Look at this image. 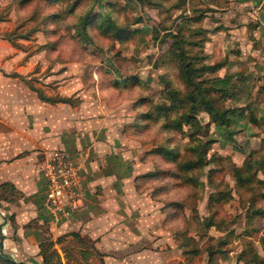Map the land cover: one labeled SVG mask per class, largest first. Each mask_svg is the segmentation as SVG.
<instances>
[{"label": "rangeland", "instance_id": "obj_1", "mask_svg": "<svg viewBox=\"0 0 264 264\" xmlns=\"http://www.w3.org/2000/svg\"><path fill=\"white\" fill-rule=\"evenodd\" d=\"M85 14L89 24L84 31L80 22ZM108 14L118 26L134 32L122 40L100 32L96 26ZM175 43L193 65H222L215 72L200 71L197 81L201 87L213 82L217 90L209 98L220 111L234 113L228 115V124L218 126L202 111L195 129H163L164 121L156 117L137 121L150 104L163 101L167 86L183 96L188 91L174 59ZM126 77L134 83L115 84ZM29 85L48 97L69 98L72 104L42 101ZM177 114L169 113L166 121ZM42 135L51 144L43 154L63 149L81 154L85 164L97 153L95 143L106 141L114 147L116 156L112 152L106 157L107 170L125 171L128 164L130 175H136L135 192L141 196L129 198L134 216L127 220L139 218L135 206L154 202L161 207L154 211L162 218L150 221L152 227L142 221L150 227L142 232L143 238L127 240L105 256L133 264L144 259L140 255L144 252L145 258L153 253L158 257L150 264H205L206 249L220 237L229 251L218 264H243L237 255L247 242L262 258L264 199L255 195L264 193V175L258 171L264 168V0H0V142ZM161 146L174 150L177 159L151 153ZM219 156L222 159H216ZM123 157L121 164L117 159ZM186 160L198 161L197 166L181 170L179 164ZM208 160L212 162L203 165ZM234 165L262 181L238 186ZM156 169L157 176L142 178ZM94 189L96 196L101 194L100 185ZM217 191H231V199L209 207V194ZM43 193L42 179L39 193L28 200L35 204L38 218L49 224L38 231L35 219L25 226V234L36 231L38 239L55 241L72 232L71 226L51 223ZM12 195L1 199L9 203L21 199L20 194ZM254 209L263 211L253 214ZM210 215L216 226L208 225ZM142 222L138 219L128 228L140 233L136 226ZM176 235L189 250L188 259L177 246ZM81 248L65 236L57 246L62 264H105L92 250L94 256L82 257ZM21 252L18 249L16 255ZM251 257L249 252L247 259ZM31 259L23 262L35 264Z\"/></svg>", "mask_w": 264, "mask_h": 264}, {"label": "crops", "instance_id": "obj_2", "mask_svg": "<svg viewBox=\"0 0 264 264\" xmlns=\"http://www.w3.org/2000/svg\"><path fill=\"white\" fill-rule=\"evenodd\" d=\"M50 146L48 138L44 137V135L41 138L26 136V138L18 141L5 140L0 142V184L9 183L13 185L17 193L21 195V199L19 198L14 203L4 201L0 197L2 252L6 253L10 250L11 253H8L9 251L7 253L11 257H14L13 255H15V258L16 256L19 257L18 262L32 258L31 261L35 262V264H41L42 257L38 247L39 241H54L52 238L38 239L36 231L25 234V226L35 219H38V231L41 230L43 224H49L48 221L44 223L38 218L35 204L29 201L28 198L39 193L41 189V180L43 178L40 167L44 156L42 151L50 148ZM93 146L97 153L89 157V162L85 164V174H87L85 176L89 178L86 181V191H89V196L85 199L81 211L68 224H70L72 232H77L82 237L92 241L94 246V249H92L93 254L102 255L105 264H120L119 258L114 256V258H109V256L105 255L111 251L114 252L115 249L125 244L127 240L143 238L141 237V235L143 236L142 232L147 233L148 229L152 227L150 221L154 220V218H162L158 211H154L157 208H160L161 211V207L155 206L154 202L151 204L144 203L141 207L135 206L136 210L139 209L135 215L140 214L138 219L141 222L146 220L150 227L144 222H142L144 225L138 224L136 227L141 230L140 233L132 230L131 226L128 228L131 223H138L137 218L134 220L130 219L131 222L127 220L128 217L134 216L132 208L128 205V202H130L129 198L136 200L141 197L137 196L135 192L134 179L136 175L135 173L130 175L128 164L124 165L125 171H119L123 167L118 168L116 171L112 168L107 170L106 157L112 152L116 156V152L113 151L114 147L108 145L106 141L95 143ZM117 160L124 164L123 161L126 158L123 157ZM96 185H100L102 189L101 194L97 196L95 193L98 190L95 191L94 189ZM22 198L24 199L22 200ZM150 208L152 210H149ZM10 216L12 217L10 218ZM122 220L125 222H122ZM49 228L53 229L50 226ZM58 245L60 244L54 245L57 251ZM18 249L23 250V253L21 252L20 254L25 258H22L20 254L16 255ZM93 254L91 253V256H94ZM140 255L144 258L142 261L141 257L138 262H135L130 257H128V260L135 262L133 264H150L152 258L154 261L158 258L153 256L154 253L150 254L148 258H145L144 252L140 253ZM129 256L132 255L130 254ZM61 258L63 259V256ZM110 259L115 261H108ZM90 260L91 258H89ZM121 262L124 264L126 261L121 260Z\"/></svg>", "mask_w": 264, "mask_h": 264}, {"label": "trees", "instance_id": "obj_3", "mask_svg": "<svg viewBox=\"0 0 264 264\" xmlns=\"http://www.w3.org/2000/svg\"><path fill=\"white\" fill-rule=\"evenodd\" d=\"M78 2V0H76ZM92 20V18H91ZM89 24V16L85 14V16L82 18L80 22V27L85 31V27ZM97 29L102 33H110L113 36L116 37V39H125L130 36L131 33L134 31H131L127 28L118 26L114 20L110 17L108 14L107 16H102L97 24ZM83 31V32H84ZM85 33V32H84ZM7 39H10V34L7 35ZM10 41V40H9ZM12 41V40H11ZM176 56L175 61L178 64L180 75L182 79L184 80V84L186 85L188 91L183 96L180 94V92L173 88L167 86L166 89L163 91V101L160 103H157L155 105L150 104V107L147 111L141 112L137 115V121H143V122H150L152 118L162 120L164 123L162 124V128H171L176 130H181L182 126H188L189 128H199V121L197 119V114L199 111L206 112L211 120L215 122L218 126L226 125L230 122V119L228 115H233L234 113L230 111H220L214 104V101L209 98V93L214 92L217 89L214 87L213 82H211V85L208 87H201V82L197 81L200 78L199 72L205 71V72H215L218 70L222 65L220 63H217L219 65H208L205 66L199 65L200 67L193 65L190 63V61H187V57L184 55L185 52L181 50L180 46L175 43L174 52ZM186 61V62H184ZM182 73V74H181ZM197 73V77H196ZM131 80L135 81V79L132 78H124L122 81H116L115 84H122L123 86H129L132 83L127 84V82ZM30 89L35 91L38 98L42 101H45L50 104L54 103H67L72 104L71 99L66 97H48L43 95L41 92H39L35 87L32 85H29ZM193 88V89H191ZM140 101L145 102L146 104L150 103V100L147 98H140ZM152 105V106H151ZM178 113L177 116L173 119H169L166 121V118L168 117V114L171 112ZM144 123V124H145ZM152 154H159L167 159H177V153L174 150L166 149V147H156L154 150L151 151ZM149 152V154H151ZM148 154V153H147ZM205 154V152H204ZM205 156V155H204ZM216 159L220 160L222 157H216ZM198 161H192V160H186L183 162H180L179 167L181 170L188 171L197 166ZM212 162V160L204 161L203 165L209 164ZM245 167V163H244ZM213 169H209L208 176L211 179V171ZM233 176L236 179L237 185L240 187H246L252 185L253 182H261V179H256L253 177L252 173H250V170L247 168H241L238 166H233ZM262 174L264 175V168L261 170ZM157 169L153 172H149L147 174L141 175L142 178L147 177H155L157 176ZM10 192L17 193L15 187L9 183H2L0 184V197L3 199L6 198H13L14 196H10ZM260 194V195H259ZM255 196L264 199V193H257ZM229 199H231V191H217L216 193L209 194L208 197V206H213L216 202H226ZM7 200V199H6ZM250 205H254V202H251ZM256 208V207H255ZM260 209H254L253 214L258 212ZM263 210H260L259 214H261ZM264 212V211H263ZM250 213V210H249ZM252 215V211H251ZM212 215H210L211 217ZM208 217V218H210ZM212 218V217H211ZM208 225L209 226H216V222L212 219H208ZM65 236H71L72 239L75 241L78 247H82L79 249V251L82 254V257L88 258L91 250L94 249L92 241L88 240L85 237H82L77 232H70L67 233V235H62L57 237L55 241L52 240H41L39 241L38 247L40 249V255L42 257V263L41 264H62L61 257L58 253V251L55 249V244H62ZM0 260L1 262H7L8 264H27L25 262H18L14 259H11L9 256L4 254L2 252V236L0 235ZM177 246L182 249L183 254H185V258L188 259L189 256H187L190 252L186 249L184 246L181 245L180 236L174 237ZM216 244L212 247H208L207 250V261L205 264H218L219 259H226L227 253L229 249L225 247L227 245L226 240L224 238H217ZM250 242H247V244L244 245L243 249L239 252L237 255V260L239 262H242L243 264H254L252 261L254 258H256L257 262H260L258 264H264V255L261 258V256L258 254L257 251H254L251 245H249ZM264 248V243L262 244ZM84 250V251H81ZM251 252V260L247 259V255ZM84 254V255H83ZM99 255V254H98Z\"/></svg>", "mask_w": 264, "mask_h": 264}, {"label": "built area", "instance_id": "obj_4", "mask_svg": "<svg viewBox=\"0 0 264 264\" xmlns=\"http://www.w3.org/2000/svg\"><path fill=\"white\" fill-rule=\"evenodd\" d=\"M44 207L51 222L68 223L86 199L85 159L63 149L44 153L41 163Z\"/></svg>", "mask_w": 264, "mask_h": 264}]
</instances>
